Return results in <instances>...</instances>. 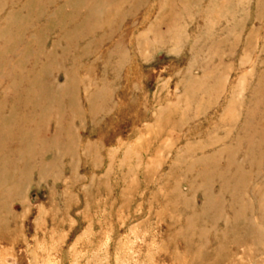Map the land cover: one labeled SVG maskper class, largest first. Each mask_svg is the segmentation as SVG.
Instances as JSON below:
<instances>
[{
	"label": "rangeland",
	"instance_id": "rangeland-1",
	"mask_svg": "<svg viewBox=\"0 0 264 264\" xmlns=\"http://www.w3.org/2000/svg\"><path fill=\"white\" fill-rule=\"evenodd\" d=\"M0 264H264V0H0Z\"/></svg>",
	"mask_w": 264,
	"mask_h": 264
},
{
	"label": "bare ground",
	"instance_id": "bare-ground-1",
	"mask_svg": "<svg viewBox=\"0 0 264 264\" xmlns=\"http://www.w3.org/2000/svg\"><path fill=\"white\" fill-rule=\"evenodd\" d=\"M12 261V260H11ZM16 263V262H15Z\"/></svg>",
	"mask_w": 264,
	"mask_h": 264
}]
</instances>
